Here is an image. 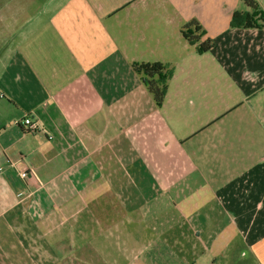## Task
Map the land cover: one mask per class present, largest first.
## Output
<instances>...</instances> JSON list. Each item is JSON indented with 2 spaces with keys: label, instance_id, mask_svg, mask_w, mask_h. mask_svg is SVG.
Wrapping results in <instances>:
<instances>
[{
  "label": "crops",
  "instance_id": "crops-1",
  "mask_svg": "<svg viewBox=\"0 0 264 264\" xmlns=\"http://www.w3.org/2000/svg\"><path fill=\"white\" fill-rule=\"evenodd\" d=\"M45 2L0 45V264L134 261L154 246L162 264H264V28L231 27L251 10ZM155 62L172 72L161 107L133 69Z\"/></svg>",
  "mask_w": 264,
  "mask_h": 264
},
{
  "label": "trees",
  "instance_id": "trees-1",
  "mask_svg": "<svg viewBox=\"0 0 264 264\" xmlns=\"http://www.w3.org/2000/svg\"><path fill=\"white\" fill-rule=\"evenodd\" d=\"M243 3L251 10V12L238 13L236 12L231 21L232 28H264V16L260 15V24L255 20L256 12L259 10V5L256 0H242ZM256 14V15H255ZM183 37L189 44H195L200 41L203 36L201 25L192 20L189 24L181 28ZM214 46L213 40L207 39L200 46L201 52H208ZM134 71L141 77V80L149 93L153 96L154 102L158 107L164 103L168 88V80L172 76L171 70L160 63H135Z\"/></svg>",
  "mask_w": 264,
  "mask_h": 264
},
{
  "label": "rangeland",
  "instance_id": "rangeland-1",
  "mask_svg": "<svg viewBox=\"0 0 264 264\" xmlns=\"http://www.w3.org/2000/svg\"><path fill=\"white\" fill-rule=\"evenodd\" d=\"M9 1L11 2L7 6V2H5V0H0V45L2 44L1 40L2 42L5 41L6 35L8 33H12V30L16 27V25H19L30 17L36 15L46 3V0H34V2H32V0H17L19 2L14 3H12V0ZM11 15L15 19V23L13 20L12 24H10L11 27H8L6 18L10 17ZM8 29L10 30L9 32ZM73 230L76 232V230H79V228H72V232ZM137 248L139 250L141 248V244L137 243ZM153 248L150 251L146 250L141 252V254L138 253L137 258H135L134 261L133 259L128 260L116 257L115 251L112 252L111 250L107 252L109 255L112 254L113 257H111V259H97L94 261L100 262L101 264H162L163 262L161 259L154 258L155 249ZM46 262H49V260ZM164 264H169V261H166Z\"/></svg>",
  "mask_w": 264,
  "mask_h": 264
},
{
  "label": "built area",
  "instance_id": "built-area-1",
  "mask_svg": "<svg viewBox=\"0 0 264 264\" xmlns=\"http://www.w3.org/2000/svg\"><path fill=\"white\" fill-rule=\"evenodd\" d=\"M21 124L31 132H37L40 130L38 122L34 121L30 117L23 119ZM10 167H12V164L10 165ZM31 173L33 174V170L29 168V169L20 171L19 175H20V178L24 180V179H27ZM26 195H28V191H23L22 193L18 195V197L24 198Z\"/></svg>",
  "mask_w": 264,
  "mask_h": 264
}]
</instances>
